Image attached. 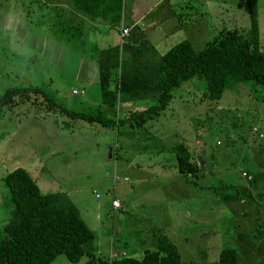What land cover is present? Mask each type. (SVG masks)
I'll return each mask as SVG.
<instances>
[{
    "label": "rangeland",
    "instance_id": "obj_1",
    "mask_svg": "<svg viewBox=\"0 0 264 264\" xmlns=\"http://www.w3.org/2000/svg\"><path fill=\"white\" fill-rule=\"evenodd\" d=\"M187 1L181 11L178 5L156 10L161 19L181 14L182 24L176 19L177 29L162 32L165 36L136 27L120 39L114 31L109 49L100 50L99 40L83 26L69 23L76 29H60L46 0H0V94L7 87L32 85L73 111L122 118L129 110H142L155 101L161 56L170 46L194 35L190 44L198 52L227 29L248 27L240 0ZM45 13L48 20L31 22ZM9 14L18 21L16 32L9 30ZM257 22L264 53V0H258ZM203 92L202 80L181 84L171 91L166 108L137 128L76 121L63 129L60 116L33 114L29 104L5 110L0 114V226L9 210L2 178L20 167L41 193L65 192L94 235L84 245L90 256L73 263L60 254L49 264L139 259L144 249L156 248L160 236L175 246L181 264H216L219 250L228 247L235 250L237 264H264V175L246 179L251 169L239 161L244 155L250 161L262 156L264 163V89L235 85L215 101L202 98ZM159 137L158 146H166L156 151ZM185 140L193 142L187 147L191 161L198 165L200 149L207 162L190 175L176 172L166 149ZM195 140L204 143L197 149ZM257 142L263 152L256 153V146L247 154ZM111 197L123 210L111 207ZM110 252L116 256L110 258Z\"/></svg>",
    "mask_w": 264,
    "mask_h": 264
},
{
    "label": "trees",
    "instance_id": "obj_2",
    "mask_svg": "<svg viewBox=\"0 0 264 264\" xmlns=\"http://www.w3.org/2000/svg\"><path fill=\"white\" fill-rule=\"evenodd\" d=\"M70 2V6L106 23L108 28H117L121 23L128 26L149 9V6L139 7V12L132 18L124 0ZM244 7L248 17L245 34H240L237 29L227 30L214 41H208L198 52L187 39L179 40L165 50L161 56L163 68L156 75L155 101L142 110H129L122 118H114L113 112L73 111L56 102L42 88L23 85L7 87L0 94V114L17 105L29 104L33 114L39 115L42 111L60 116L63 129L70 128L76 121L97 124L101 128H113L118 124L137 128L166 108L173 89L194 78L203 81L202 98L208 101L218 100L224 88L235 85L249 84L262 90L264 53L259 50L257 0H244ZM260 98L264 100L263 96ZM170 150L178 174L190 175L198 171L184 144L175 143ZM2 182L7 191L9 210L0 226V264H49L60 254L76 263L83 255L90 256L84 245L93 239V233L65 192L41 193L27 171L20 167L6 173ZM157 240L156 248L144 249L139 259L117 257L103 263L181 264L179 252L169 239L160 236ZM216 264H237L235 250L220 249Z\"/></svg>",
    "mask_w": 264,
    "mask_h": 264
},
{
    "label": "crops",
    "instance_id": "obj_3",
    "mask_svg": "<svg viewBox=\"0 0 264 264\" xmlns=\"http://www.w3.org/2000/svg\"><path fill=\"white\" fill-rule=\"evenodd\" d=\"M46 1L52 6V8H54V10L51 11V16L53 19L57 18L56 19L57 22L55 24L60 25V29H63V31H66L68 29H70V30L76 29V27H74V26H66L65 25V24H69V23L78 24L80 26H83L86 29V33L91 32L93 39L99 40V42H96V46L100 50H104V49L108 50L109 49V47H110L109 42L112 39H114V37H115V36L111 35V34H113L114 31L116 32L115 33L116 36L118 34V37L120 39H122L119 35L120 28H122V27L128 28L129 33H130L131 29H135L136 27H138L140 31H143V33L145 30L151 31L152 33H156V32L162 33V32L167 31V30L173 31L174 29H177V24L175 25V22L177 19L182 24L181 18H180L181 14L176 15L175 13H173L172 16H168V17H165L164 19H161V16L163 14H161V15L157 14L156 10L158 8H161V7L164 8L165 10H167V9L171 8V5H175L176 7L178 5L179 6L178 8H180V11H181L182 8L184 7L185 3L187 5L189 4V2L187 0H174V1L173 0H124L126 6L129 7V9H130V13H131L130 16L132 18H134V15L139 12V7L149 6V9L144 14H142L139 18L132 21V23L130 25L127 26V25H124L121 23V25L119 27L115 28V30H113L111 33H108V32H106V28H108L106 23L101 22L99 19L91 18L87 14H85V13L81 12L80 10L70 6L69 4L71 3L70 2L71 0H46ZM200 1H206V0H200ZM257 4H258V0H257ZM243 5H244V0H240V6L242 7ZM36 11H38V13L40 14V9L38 7H37ZM39 14H38V16L35 17L34 20H31V22L36 21L37 17H38L37 21L39 23H43L45 20H48V18L46 17L47 13L44 14L45 17L41 16ZM196 14L194 16L189 17V22H192V19H194V17L197 16ZM169 15H171V13ZM182 18H184V17H182ZM30 26H31V24H30ZM257 27H258V22H257ZM247 28L243 29V28H239V27L238 28L232 27V29H237V31L240 34L241 33L245 34L247 31ZM35 29H36V27H35ZM49 29H50V34L55 32L54 28H51L50 26H49ZM227 30H229V29H227ZM166 34H168V33H162L161 37L165 36ZM258 34H259V38H261V35L259 33V28H258ZM57 35H58V33H57ZM157 36L160 37L159 35H157ZM188 36H190V38L188 37L187 40L189 42H191V40H193L194 35H188ZM98 37H99V39H98ZM151 39L152 38L149 37L148 44H147L149 47L153 46V43H154V41H151ZM139 43H140L139 47L143 48L144 41L142 42V40H140ZM141 51L144 52L146 50H141ZM149 52H150V50H148V53ZM110 53L112 54V52H110ZM147 61H149V60H147ZM149 67H150V62H149V65L144 67V68L148 69ZM135 84L138 85V83H135ZM160 140H161V138L159 137L155 141V142H158V144L155 148L156 151H160V148H163L166 146V145H163V147H159L158 145L161 144ZM185 141H186V143L184 145L186 146V148L189 147V145L193 144V142L188 143L187 140H185ZM200 141L201 140H198V142H197L195 140L194 145L197 147V149H198V147H200L199 143L200 144L204 143V142H200ZM173 144L174 143H172L166 149L170 150V148ZM167 145H169V144H167ZM256 146L258 147L256 153L259 154V153L263 152L262 145H260V143L257 142V143H253V144L249 145V147L246 149L247 154H249L250 150L255 149ZM187 149L190 153V160H191L192 152L189 148H187ZM199 151H200V149H199ZM199 151L196 152V149H195V152L198 153V155H199V160H198L199 167L198 168H203L204 163H207V162L205 160H203L205 158V154L202 152L204 154V156H203V154H201V156H200ZM170 152H171V150H170ZM166 155L169 159L168 153L165 152L164 156H163V160H165ZM261 157L262 156H259L256 160L254 159V160L250 161L248 159L249 157L247 155H244L242 157V159H239V161L240 160L245 161V162L247 161L248 162V168L251 169L250 172L252 174H248L247 172H245L248 175L246 177V179L250 180L251 176H253V174H255L256 172H258L259 175H264V163H263V158H261ZM207 159H208V156H207ZM164 163L165 164L168 163V165H169L171 163V159H169V161L164 162ZM253 178H255V176ZM249 188H252V187L249 186ZM111 199H116V198L111 197ZM115 209L123 210L122 204H121L120 208H115ZM93 237H94V235H93ZM115 256H116V252H110V254H109L110 258H113Z\"/></svg>",
    "mask_w": 264,
    "mask_h": 264
},
{
    "label": "built area",
    "instance_id": "obj_4",
    "mask_svg": "<svg viewBox=\"0 0 264 264\" xmlns=\"http://www.w3.org/2000/svg\"><path fill=\"white\" fill-rule=\"evenodd\" d=\"M119 35H120L121 38L128 36V28H126V27H122V28H120ZM259 137H261V135H259ZM117 179H118V177H114V178H113V180H117ZM96 196H97V195H96ZM110 205H111V207L114 208V209H115V208H120V207H121L120 202H119L118 200H116V199H111V201H110Z\"/></svg>",
    "mask_w": 264,
    "mask_h": 264
},
{
    "label": "clouds",
    "instance_id": "obj_5",
    "mask_svg": "<svg viewBox=\"0 0 264 264\" xmlns=\"http://www.w3.org/2000/svg\"><path fill=\"white\" fill-rule=\"evenodd\" d=\"M9 24L13 25L9 30L12 32H16V25L18 24V21L16 20L15 15L9 14L7 17Z\"/></svg>",
    "mask_w": 264,
    "mask_h": 264
},
{
    "label": "water",
    "instance_id": "obj_6",
    "mask_svg": "<svg viewBox=\"0 0 264 264\" xmlns=\"http://www.w3.org/2000/svg\"><path fill=\"white\" fill-rule=\"evenodd\" d=\"M108 156H110V154H108Z\"/></svg>",
    "mask_w": 264,
    "mask_h": 264
}]
</instances>
